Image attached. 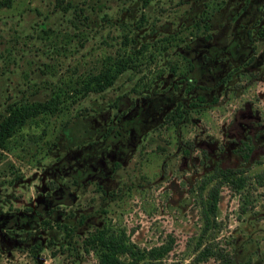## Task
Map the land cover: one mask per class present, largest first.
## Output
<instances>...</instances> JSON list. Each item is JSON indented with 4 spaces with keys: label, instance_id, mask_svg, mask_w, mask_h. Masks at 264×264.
I'll return each mask as SVG.
<instances>
[{
    "label": "rangeland",
    "instance_id": "rangeland-1",
    "mask_svg": "<svg viewBox=\"0 0 264 264\" xmlns=\"http://www.w3.org/2000/svg\"><path fill=\"white\" fill-rule=\"evenodd\" d=\"M69 1L81 5L80 0ZM88 3L92 10L82 5L84 10L76 14L63 12L57 0H12L9 7L0 6V119L8 105L46 100L57 88L71 93L70 88L97 72L107 57L140 44L147 50L133 70L119 74L102 94L88 93L61 114L26 120L0 148V264H97L84 239L102 226L123 231L144 250L170 236L163 264H214L211 256L195 260L203 245L231 255L230 264H264V36L245 41L243 29L235 32L224 24L210 41L200 43L190 34L186 5L179 0ZM253 13L260 15L247 10L241 21L251 22ZM260 20L264 25V17ZM178 50L195 64L190 76L201 85L181 96L183 104L198 93L208 103L191 108L187 118L175 124L162 116L180 94L172 87L158 91L162 82L177 78L187 67ZM203 52L210 56L207 61ZM252 52V61L242 63ZM148 85L150 96L122 119L129 133L96 159L89 181L71 185L64 177L56 184L50 173L41 171V164L49 166L54 154H63L61 144L50 146L66 120L69 127L62 132L74 147L80 133L99 128L112 116L113 109L107 108L112 100L119 97L116 106L123 109L136 97L135 89ZM155 88L158 93H151ZM214 96L217 100L210 103ZM78 112L85 118L74 119ZM245 135L254 146L246 162L236 152ZM114 161L118 165L112 170ZM216 166L243 167L247 181L237 191L226 183L219 187L216 209L209 215L213 221L203 230L204 196L212 184L207 177ZM54 206L55 217L47 212ZM79 214L85 217L82 225L64 237L55 223L64 219L75 225ZM44 218L52 219L46 228L41 227ZM22 221L30 235L19 231ZM199 236L202 246L196 247ZM34 243L41 244V250H29Z\"/></svg>",
    "mask_w": 264,
    "mask_h": 264
},
{
    "label": "trees",
    "instance_id": "trees-1",
    "mask_svg": "<svg viewBox=\"0 0 264 264\" xmlns=\"http://www.w3.org/2000/svg\"><path fill=\"white\" fill-rule=\"evenodd\" d=\"M57 1L60 3L59 7L65 13L73 12L76 14L75 11L80 13L84 9H93L92 5L88 3L89 0H80L79 2L81 5L79 6L75 5L77 2L74 3L69 0ZM179 1L184 2L186 5L184 10L186 17L184 20L187 22V25L192 31L190 34L194 37L198 36L200 43H202V41H210L214 32H216L218 28L222 27L224 24L232 25V27L235 29V32L238 29H243L245 41L263 39L264 25L260 19L264 17V0H229V2L228 0ZM11 2L12 0H0V6L9 7ZM147 2L148 0H142V4H146ZM82 5L85 7L83 10ZM229 10L232 11L229 12ZM247 10L260 11V15L256 17L253 13L249 19L251 22H243L241 21V14ZM220 13H225L223 14L224 17L221 21L219 20L218 23H215L217 18H219L218 15ZM86 18L87 17H85V19ZM253 33L255 34L254 37H252ZM186 45L188 46L187 43ZM203 46V44L200 45V47ZM145 47L146 46L143 44H140L139 48L131 49L127 53L123 52L115 57H107L97 72L90 73L80 78V80H78L76 84L70 88L71 93H67L64 89L57 88V90L55 92L53 91L52 95L46 100L24 103L17 102L8 105L6 108V114L0 119V148H4L7 145L11 137L25 123L26 120H30L37 116H55L61 114L65 109H67L69 104H73L78 99L84 98L88 93L99 95L105 92L112 85L113 81L119 74L128 69L133 70L138 65L140 61H136V59L144 57V53L147 51ZM183 49L184 48H182V50ZM251 49H253V47H251ZM178 53L187 63L186 69L183 72L177 74L179 75L177 78L165 83L162 82L164 87L158 91H167L166 89H170V87H172L180 94L179 98L170 105V108L168 106L169 109L162 116L163 121L173 122L175 124L185 120L191 108H198L202 104L208 103L206 97L203 94L198 93L194 99L189 100L187 104H183V99H181V96L189 94L192 88H198L201 85L195 82L197 79L194 76H190V73L194 71L195 64L184 53L180 52L179 50ZM253 53L254 52L250 53L249 55H245L242 63H250L253 59ZM222 55L223 53L220 54L219 57L222 58ZM208 58H210V56L203 52L202 59L207 61ZM171 71H174V68H171ZM223 80L224 78H219L220 83H222ZM152 87L154 86L152 85ZM148 89L149 85L141 87L139 90L135 89L134 91H136V97L130 99L128 104H126L123 109H119V107L116 106V101L119 100V97L112 100V102L109 103V106L107 107L113 109L112 116L109 117L106 122L104 121L99 128L93 127L92 131L86 130L80 133L79 138H77L78 142L73 145L74 147H71L69 140L66 139L62 132L63 129L69 127L68 125L70 122L66 120L63 124V127H61L63 129L59 130L55 140L52 141L50 146L53 148L61 144L59 147L63 149V154H54V160L49 166H44L41 164V171L47 174L50 173L52 175L51 180L56 184L63 182L64 177L67 178L66 180H70L71 185H81L82 182L80 181L84 179L89 181L90 178L88 175L91 173L90 167L96 168V159L100 158L102 153L110 151L109 149L113 142L117 141L120 137L122 138L125 136L123 133H129V124L126 122L124 123L122 119L127 114L129 109L139 106L142 99L150 96ZM158 92L155 88L154 91L152 89L151 93L157 94ZM169 99L170 98H168V100ZM216 100L217 98L214 96L211 98L210 103H213ZM159 108H161V106ZM82 111H85V109L83 108ZM92 113L96 114L97 110L92 109ZM94 114H91V116ZM83 118H85V116L81 112H78L74 115V119H77V121H80ZM109 121L111 124H108ZM52 148L47 150V155H49V152ZM87 148H89V150ZM253 148L254 146L252 144L251 137L245 135L244 138H240L238 140L236 152L239 157L244 162H246L250 159ZM84 149H86V151ZM186 149L188 150L187 147ZM67 155H71L73 158L68 159L66 158ZM115 165H118L116 161L113 162L112 170L115 169ZM243 171H245V168L243 167L221 168L216 166L208 175L207 182L212 181V184L204 196L205 198L202 208L203 230L208 226V224H210V221L211 223L213 221L212 219L209 220V215H212L216 209L217 201L219 199V187L223 183H226L228 188L233 191H237L238 189L242 188L247 181V177L243 174ZM83 174L85 175L82 176ZM255 177L259 181L262 179L260 174H257ZM66 185L68 186V184ZM96 187L101 191L104 189L103 186L97 182ZM26 209L30 211L29 206H27ZM47 212L53 214V217H55L56 206L48 208ZM66 215H64V217H67ZM68 215L72 216L73 213L68 212ZM84 219V215L79 214L75 225H72L62 219V221H57L55 223V227L61 230L64 237H70L74 232L77 231V227L82 225ZM23 221L20 225H18V229L20 232H22V234H24V236L30 235L31 229L26 230ZM51 221L52 219L48 218L42 219L41 227H48L51 224ZM171 243L172 238L169 236L167 241L161 244L151 246L145 250L139 249L135 244L128 241V238L125 236L123 231L116 232L106 226L97 228L94 232L88 234L84 239L85 249L87 251L90 249L94 251L97 258V264H163L161 259L163 255L171 249ZM201 246V238L199 236L196 247ZM41 247V244L34 243L29 247V250L34 252L41 250ZM208 256L214 258V264H230L232 258V256L228 253L222 254L219 250L216 251L211 249L209 245H203L197 252L195 260H202Z\"/></svg>",
    "mask_w": 264,
    "mask_h": 264
}]
</instances>
